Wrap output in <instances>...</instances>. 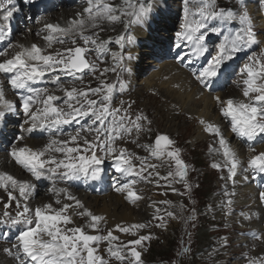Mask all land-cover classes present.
Masks as SVG:
<instances>
[{"label": "rangeland", "instance_id": "374dc122", "mask_svg": "<svg viewBox=\"0 0 264 264\" xmlns=\"http://www.w3.org/2000/svg\"><path fill=\"white\" fill-rule=\"evenodd\" d=\"M58 1L60 0H47V5L41 7V5L36 6V0H0V14H4V10L21 6L22 10L25 12L24 14H27L29 10L36 9L37 16L40 18V14L44 16L45 14H49V12H57L59 8L56 9V7H59L60 5L58 4ZM62 1L66 4L69 0ZM106 2L114 5L120 9L121 12L128 13L129 15H122L120 20L114 23H109L107 20L98 21L97 23L99 24V27H94L91 31H87L89 25L86 29H83L84 35L93 36L94 39H97L98 43H106L108 51L99 54V56L95 51L94 45H88L87 47L92 50L85 53L86 58L94 63L99 70L95 72L85 70L83 73H77L75 76L62 71L60 78L64 80L61 81V84L64 85L63 89H71L72 87L83 89L88 86L96 88L101 86L102 81L115 85L116 87L112 93L111 107L119 108L123 102L124 108H128V106L131 105V107L128 108V112L132 119H134L137 114L142 113L147 116L148 120L140 122L142 125L140 132H136L134 129L130 135L124 134L122 139L115 141L114 147L117 151L121 148L126 149L127 153L131 154V162L135 166V172H139L141 168V159L138 158H147L145 163L154 164L156 165V168H148L141 175L130 174L125 176L117 171V162L112 156H105L102 152L97 151V156L103 157L102 163H106V157L108 159L110 158L104 166L105 174H108L107 176H109L110 180L106 181L104 176L102 179L93 181L91 188L94 187V190L103 188L98 195L108 192H113V194H115L114 191H116V188L122 187L124 184H131V190L135 193L136 191L146 189L149 197L148 199H143L142 202L144 203L141 204L152 207V211H150L151 215H144L146 218L143 220H145V225H147V227L140 229L139 232L142 233L140 235H145L147 231V235H151L152 238L148 241L142 242L139 246H135L137 251L141 252L142 264H249V261L254 259L253 257L255 255V252L251 249L252 245L256 250L262 245L263 247L259 249V254L264 257V226H257L260 224V217H256V221H250V219L245 218L249 217L251 212L252 215L256 214V208L254 206V200L256 199L260 205H262V207H259L261 212H264V202L261 201L259 195L260 192L264 191V174L254 173L248 168L247 163L252 156L264 152L262 151V148H264V134H260L255 137L254 140L249 141L247 138L233 133L231 130L230 119L224 117L222 114V116L219 115L223 119V123H225L224 126L226 128L224 130H227V136L223 134V137L227 141L228 146L230 147V145H233V142L236 144L235 151H232L237 153L235 154V158L238 161V167L236 169V176L233 179H229V164L227 158L223 155V149L219 144V140H214L210 132L205 130L207 124L201 123L202 118L196 115L192 116L190 113L180 110L178 106L174 108V110H176L173 111L168 118V109H163L164 107H162V104L165 103V99L160 97V95H157V92H155L156 90H145L147 89V80H150L154 74L162 72V68L165 67L163 64H165L164 62L166 61V63L175 68L186 72L191 80L197 83L198 87L200 86L199 88L204 91H200L201 97L204 95L205 97H213L216 99L217 96H221L222 101L233 99L236 102H248L243 96V79L246 78V74H242L241 69L244 64L249 63L248 56L253 53L259 54L264 50V26L261 23V21H264V0H215L217 9H232L236 12H242L246 9L253 21V27L257 33V39L259 41L258 44L243 48L242 51L233 57V59L225 61L221 66L218 74L225 73L229 80V86L225 87L223 90L220 88V84L217 88H214L206 82V80L202 83L200 79H197V76L206 66L207 61L211 59L212 56L216 55V45L223 40V35L209 32L204 42L208 52L203 55L194 54L192 52L193 45L191 43L187 41H179L176 37V33L183 31L180 27L184 22L183 0H153L151 2L152 12L141 23H134L133 21L136 17L135 15H131L138 12L140 5L127 0H106ZM80 6L86 8L87 3H85V5L80 4ZM197 6L198 0H192L189 5L193 10ZM117 14L119 15V13ZM84 18L87 20L86 14L84 15ZM173 20H175V22ZM88 23L89 22L86 21V24ZM134 27H139L143 29L145 33H149L151 36V42L138 41L134 34ZM209 27H222L224 31L227 32L229 30L235 31L239 27V24L238 22H233L231 26L225 27L218 21H210ZM20 36L23 38L21 34ZM120 36L125 37L122 41L123 47L115 42ZM129 36L134 37L131 42L128 40ZM109 40H111V43H107ZM73 41H75V43H73ZM66 43L69 45L67 44L65 49L84 46L83 40L80 37L73 39L72 41L67 40ZM177 43H180L179 48L176 47ZM14 45L15 49L12 48V54H10L11 52L9 53L10 58L19 50V45ZM59 47L53 49L54 51L45 50V54L64 50V48L59 50ZM134 48L137 49L138 52L140 51L139 55L136 54V59H139V64H147L150 68L147 70L148 72L145 71V74L144 70L146 68H144V70L139 67L135 68L134 72L139 71L142 75L140 76V74H138V78L136 79L137 86L134 88V91L130 92L132 82L128 79L124 80L130 69L125 68L124 65H126V62L130 61L126 58V54L130 53L132 55L131 58H134ZM163 51L164 53L168 52L167 57L169 58L165 61H156L157 59H160L158 53L161 52L162 54ZM112 53H117L118 56L114 58ZM180 57H184V59L181 60ZM147 61H151V63H146ZM154 64L155 66L153 67ZM166 66L169 67V70L173 68L169 65ZM112 68H115V71H108L101 75L104 69ZM137 68L139 69L138 71L136 70ZM48 74V80L53 79L54 72ZM175 74V70L172 71L171 77H174ZM10 75L2 74V78H0L2 84L9 80ZM158 75L159 74L156 76ZM160 75L161 77H155L153 82H156L157 79L159 82L163 81L164 83L171 81V78L169 79L168 77V73L166 77L161 73ZM78 76H82L83 80L79 78L77 80L76 77ZM214 78L215 77H210L208 80H211L213 83L215 82ZM69 82H71V84ZM120 82H123L126 85L123 91L119 88ZM258 83H264V80H258ZM34 88L39 89V87L35 85ZM172 88L179 90V93H181L180 88L176 86V84H174ZM26 92L27 91L25 90L24 93L26 94ZM129 92L130 94L127 96ZM202 93L204 94L202 95ZM230 93H233V95L229 97ZM14 94L15 96H9L16 97L17 93ZM200 95L196 96L198 101L201 100ZM21 96L24 95L20 94V99ZM224 96L226 98H224ZM63 97L64 94L61 97V100L55 104L57 107L61 106L60 108L66 109L67 106L64 104L65 97ZM89 98L99 100L101 97L99 95H90ZM124 100L126 101L124 102ZM218 104L220 105L219 102ZM221 106L223 105L221 104ZM17 116L18 117L14 116L11 118L15 120L14 123L17 125L22 123V119H27V117L22 116V114L21 116ZM85 118L87 117H84V119ZM91 119L93 120L91 116L87 118V120ZM148 121H151V123L149 124ZM170 121L171 125H169ZM125 123H127V121H125ZM97 126H99L98 122ZM81 134L80 143L82 142L81 145H83L84 138L94 140V135L96 133H88V131L84 129ZM91 134L92 137L90 136ZM159 134L167 135L173 141V144L169 147L168 151L179 150V158L187 166V174L182 180H178L180 176L176 174L178 169L174 159L168 157L166 154L160 157L151 154V150L155 146V138ZM63 138L68 140L69 135ZM63 138L59 140H64ZM101 138L103 139L104 137ZM8 139H11V137ZM230 140L232 143L229 144ZM252 149H254V151ZM56 154L60 158L63 157L59 153ZM85 154L90 155L91 153L88 152ZM44 159L46 158L44 157ZM11 161L13 166H15V168L17 167L21 174H24L23 177L25 176L26 180H28V177H30L28 175H31V173H25L24 168L14 164V159H11ZM214 164H219L220 167L215 168L213 167ZM170 172L172 173L171 176L168 175ZM156 173H159V176H157ZM9 175L12 177L14 176L12 174ZM160 177H168V179L164 180L160 179ZM245 177H247V179H245ZM16 180L18 179L16 178ZM133 181L135 183H132ZM79 182L83 184V182ZM8 184L9 187L7 190L0 187V238H5L12 234L11 236L14 240H6V242H9V245H11L17 242L15 241V237L20 232L14 224H11V219L12 217L15 219L16 213L23 210L21 207L23 200L21 199L22 197H19L18 187L13 189L10 187V182H8ZM85 184H88L87 180L85 181ZM186 185L190 186V190L186 188ZM48 186L55 187L54 193L57 195V192L64 186H68V184L57 183ZM48 186H46V188H48ZM221 187L230 189L228 200L232 201L231 205H236L238 200L245 198L243 200L250 203L252 202L250 204L251 207L244 208L242 212L233 215L234 219L232 221H229L230 214L224 209V205H228V200L224 202L223 200L225 199H223V196L218 193V190ZM248 187L250 188L248 189ZM173 189H175V191H173ZM9 191H11L17 199L12 200L10 202L11 207L6 208L5 205L9 203ZM124 191L116 194L122 196L124 193H127ZM60 194H62V192H60ZM69 196L71 195L69 194ZM59 199L64 201L63 205H72L74 210H77L76 215H74V211L71 210L66 212L73 221L72 224L67 225V227L84 228V226H87L90 223V217L87 215H83L84 218L82 220L79 218V213H81V209L83 210L84 207L79 208L71 203L65 194L60 196ZM17 201H19L20 204L19 208L17 207ZM162 201H168L169 203H161ZM48 202L49 201L42 202L38 205L42 208L43 204H50ZM137 204H139L137 201L131 202V204L130 202L128 203L130 206ZM53 206L54 208H58L57 205L53 204ZM157 208L160 209V213H157ZM5 212L8 213L7 216L4 215ZM167 212L174 213V218L167 216ZM157 215L162 216L164 218L163 221L151 218ZM241 216L243 219L250 222L241 223V220L239 219L242 218ZM190 217H194V219H190ZM162 222L165 224V227H158L157 225ZM234 222L236 225L233 224ZM229 225L233 227L237 226L236 230H233ZM99 228L100 230L98 232H93L91 235H107L109 226L106 222L100 224ZM243 229H246L247 231L244 232ZM113 235L119 238L118 240L111 242L113 247L119 246L122 243L127 244L128 241L137 239L140 236L133 237L131 233L126 236L125 233H119L118 230H113ZM125 237L129 240L123 241L122 239ZM3 246H6V244L1 243L0 247ZM92 246L98 248V254L100 251L104 252L102 256L109 260V264H121V262L117 261L115 258H109V253L107 252V248L109 247L108 241H100L99 243H94ZM202 249H205V251ZM14 251L16 252V250ZM201 251L205 253L198 255ZM124 254L128 259L124 261L123 264H135L134 259L130 256V253L127 250H125ZM16 264H19L18 261Z\"/></svg>", "mask_w": 264, "mask_h": 264}, {"label": "snow or ice", "instance_id": "6c2138e0", "mask_svg": "<svg viewBox=\"0 0 264 264\" xmlns=\"http://www.w3.org/2000/svg\"><path fill=\"white\" fill-rule=\"evenodd\" d=\"M191 2L192 0H183L184 22L180 25L183 31L176 33L177 39L191 43L193 45L192 52L196 55H203L208 52L204 44L208 33L223 35V40L216 45V55L207 61L206 66L197 76V79L204 83L208 78L215 77L218 74L225 61L233 59L243 48L258 44L259 41L253 27V21L246 9L242 12H236L232 9H217L215 0H198V6L193 10L189 7ZM151 12V3H148L147 6L141 4L138 12L131 14L136 17L133 22L141 23ZM85 14L88 22L93 27H99L98 21L107 20L109 23H114L119 21L122 15H129L121 12L114 5L107 3L106 0H87V7L84 8L83 13L78 15L83 17ZM12 15V10H4L3 20L8 21ZM210 21H218L225 27L233 22H238L239 27L235 31L229 30L225 32L222 27H209ZM85 24L86 21L83 18H74L66 27H61L58 24H46L44 27L49 34L43 36V39L48 42V47H51L54 41L64 43V40L58 37L80 29V38L83 40L84 46L66 48L62 51L45 54V49L37 44H32L30 47L21 45L19 46L21 50L15 52L11 58L0 61V73L11 74L9 84L12 88L26 90L29 93V95L21 96L23 112L27 117L24 120V124L29 125L27 128L28 132L36 129L58 130L63 125L71 124L77 117L82 119L91 116L93 124L97 122L99 124V127L87 129V131H95L96 136L94 140L84 138L83 145L80 143V132L84 129H78L75 135L69 134L68 140L52 139L39 151L27 146L14 147L10 152L11 157L37 179L44 175L45 170L55 174L58 169H65L63 175L66 177L71 178L79 174L88 176L91 173V178L97 179L101 172L99 165L103 162V157L97 156V149L103 152L105 156H112L117 162V171L125 176L130 174L141 175L148 168H156L154 164L145 163L147 158H138L141 159V168L139 172H135V166L131 162V154H128L126 149L121 148L117 151L114 147L115 141L122 139L124 134L130 135L134 129L136 132H140L142 128L140 122L148 120L147 116L142 113L137 114L132 119L128 112V108L131 105L128 108H124L123 102L119 108L111 107L115 85L102 81L101 86L96 88L90 86L83 89L76 87L71 89L64 88L62 91L65 96L64 104L67 106L66 109L57 107L55 104L61 97L50 94L47 88L36 89L31 86L32 82L41 79L48 73L55 72L58 68L73 76L77 73H83L85 70L92 72L99 70L94 63L86 58L85 53L92 50L87 46L94 45L98 56L108 51V49L105 42L98 43L93 36L84 35ZM124 39V36H120L115 42L123 47L122 41ZM133 39L134 37L132 36L128 37L130 42ZM107 43H111V40ZM10 47L12 45H9ZM176 47L179 48L180 43H177ZM6 55L7 49L0 50V56ZM112 55L114 58L118 56L117 53H112ZM129 59H131V55H129ZM180 59L182 60L184 57H180ZM248 61L249 63L244 64L241 69V73L246 74V78L243 79V96L248 102H236L233 99L220 101L219 97L216 99L224 105L221 108V113L224 117L230 119L232 132L252 141L260 134H264V83H258V80H264V50L259 54L253 53L248 56ZM108 71H115V68L104 69L101 75ZM77 78L82 79V76ZM57 81H59V76L53 79L54 83ZM125 87L126 85L123 82L119 83L121 91ZM90 95H99L101 98L99 100L90 99ZM37 103L42 106L34 108ZM13 107L14 104L7 100L3 90H0V121H3L6 112H10ZM148 123L150 124L151 121H148ZM201 123L204 124L205 121L201 120ZM205 130L210 133L214 132L219 136V144L229 164L228 178L233 179L236 176L238 167L235 153L228 146L217 126L208 123ZM101 137L104 138L102 139ZM18 139H23V137H18ZM172 144L173 141L167 135L159 134L155 138V146L151 150V154L156 157L166 154L174 159L178 169L176 174L184 178L187 174V166L179 158L178 149L168 151ZM252 150L254 151V149ZM88 152L91 154H85ZM48 153H59L64 158L57 159L55 155H52L44 159ZM247 163L248 168L254 173L264 174V152L252 156ZM213 167L219 168L220 165L214 164ZM156 175L159 176V173H156ZM168 175L171 176L172 173L170 172ZM160 179L167 180L168 177H160ZM7 182H10L13 189L18 187L20 197L27 199L26 193L29 186L26 182H19L9 174L0 173V187L7 190L9 187ZM132 183L135 182L133 181ZM186 188L190 190V186L186 185ZM125 189H128L130 201L135 202V200L141 199L140 196L131 190V184L117 187L116 191L121 192ZM64 191L63 189L59 190L57 195ZM225 195H228V193H225ZM259 195L261 201L264 202V191L260 192ZM8 198L9 203L5 205L6 208L11 207L10 202L17 199L11 191L8 192ZM67 198L75 200L71 196ZM56 203L60 204V200H57ZM161 203L169 202L162 201ZM231 203V200L227 201L229 206ZM75 205L83 208L79 200H75ZM17 207H20L19 201H17ZM71 207L72 205L69 204H64L58 210H54L51 204H46L42 208L36 207L33 219L28 215L32 210L25 204L23 210L16 213V218L12 220V224L24 223L26 227L15 237L17 243H14L12 248H5L4 252L12 255V249H15V259L20 264H109L108 259L98 254V248L92 246L100 241H108L107 252L109 253V258H115L123 264L128 259L124 254L125 250H127L134 259L135 264H142L141 252L137 251L135 246L150 240L152 238L151 235H140L137 239L128 241L127 244L122 243L113 247L111 242L119 238L113 235V230L111 229L108 230L107 235H91L87 234L83 227H67L73 222L71 217L65 214ZM156 211L159 213L160 209L157 208ZM4 215L7 216L8 213L5 212ZM79 215L90 217V223L87 227L93 232H98L100 223L105 220V217L94 215L89 210H84ZM166 215L174 218V213L172 212H167ZM153 218L160 221L164 219L159 215ZM245 218L251 219V217ZM190 219H194V217H190ZM157 226L165 227V224L162 222ZM145 227L147 225L143 223L130 226L117 224L115 230L125 234L136 235L138 230ZM44 237H47V239ZM249 264H264V257L251 259Z\"/></svg>", "mask_w": 264, "mask_h": 264}, {"label": "bare ground", "instance_id": "6f19581e", "mask_svg": "<svg viewBox=\"0 0 264 264\" xmlns=\"http://www.w3.org/2000/svg\"><path fill=\"white\" fill-rule=\"evenodd\" d=\"M36 1H37L36 6L41 5V7H42L43 5H47V0H36ZM85 3H87V0H69L66 4L62 0H60V1H58V4H60L59 7H56V9L59 8L57 12H53V13L49 12V14H45L44 16L40 14L41 15V16L39 15L40 18H38V16H37V10L36 9L29 10L27 14H24L25 12L22 10L21 6L9 9V10L13 11V15L9 18L8 21H4L3 20V14L2 15L0 14V50L7 49V55L6 56H0V61L10 58L9 53L11 52L10 54H12V48L15 49L14 44L19 45V46L22 45L24 47H30L32 44H37L41 48H43L45 50H51V51H54L53 49H55L56 47H59V46H60L59 50H62L63 48L65 49L66 45L68 44V43H66L67 40L72 41L73 39H77L80 37V29L75 30L73 32H70L69 34H67L65 36L58 37L59 39H63L64 43H59V42L54 41L52 43V46L48 47V42L43 39V36L48 35L49 33L47 30H45L44 26L46 24H54V25L58 24L61 27H66L69 24V22L71 20H73L74 18L75 19H80V18L85 19L84 16L80 17L78 15V14L82 13L84 10V7L80 6V4L85 5ZM54 10H55V8H54ZM85 21H88V20L85 19ZM173 21L175 22V20H173ZM261 23L264 26V21H261ZM88 25H89V27H88ZM86 28H87V31H91L94 27L89 22L88 24L85 25V29ZM37 33H39V35H37ZM20 34L23 36V38H21ZM134 34H135L138 41H144V42H148V43L151 42L150 34L148 33L149 34L148 35L147 33H145V31L143 29H141L139 27H134ZM54 35H56V34H54ZM157 44H159V43H157ZM9 45H12V47L9 48ZM136 46H137V44H136ZM18 48H19L18 51H20L21 50L20 47H18ZM139 52L137 51V49L134 48V53H133L134 58L133 59L132 58L129 59V55H131L130 53L125 55L126 58L129 59L130 61L126 62V65H124V67L129 68L130 71H129V73H127L126 78H124V80L128 79L129 81L132 82V86L130 87V92L134 91V88L137 86V84H136L137 80L136 79L138 78V74L141 73L138 71L139 70L138 68L136 69L138 72H134L135 68L139 67L140 69H143V70H144V68H146L144 70V74H145V71H147L150 68L149 65H147V64H141V63L139 64V62H138L139 59H136V56L139 55ZM144 52H147V51H144ZM165 52H167V51H165ZM158 55L160 57V59L156 60L158 62L161 60L165 61L166 59L169 58V57H167L168 52L164 53V51H163L162 54H161V52H159ZM151 61H147L146 63H151ZM164 63L165 64H163V65L165 67L162 68V72H160V73L164 77H166L167 73H168V75H169L168 77H169V79L171 78V81L164 83L163 81L159 82L157 79L156 82H153V79L155 77H157V78H158V76L161 77L160 73H156L153 75L154 77L152 76V78H150V80H147V86H146L147 89H145V90H156L155 91V92H157L156 94L160 95V97H163V99H165V103L162 104V107H164L163 109H165V108L168 109L167 110L168 111V113H167L168 118L171 115V113H173V111L176 110V109L174 110V108L176 106H178L180 110H183L184 112L190 113L192 116L196 115V116L201 117L202 120L205 121L204 124L211 123V124L217 126L220 130V134L222 136H223V134L226 135L227 130H224L226 128L224 126L225 123H223V119L219 116L222 114L221 108L224 105L221 106V103L219 105L217 99H214L213 97H211V98L205 97L203 95L204 93H202L203 96L201 97L200 91L202 92L203 90L201 88H199L200 86L199 87L197 86V83H195L194 81L191 80V78L189 77V75L186 72H183L180 69L175 68L174 66L166 63V61ZM166 65H169L171 68L173 67L174 69L172 68L171 70H169V67H167ZM154 66H155V64L153 65V67ZM174 70H175L176 74L174 77H171V72ZM61 73H62V70H60L59 68L54 72L53 79H54V77L59 76V81H57L56 83L53 82V79L48 80L49 74H46L41 79H39L35 82H32L31 86L33 88H34V85L38 86L39 89L47 88L48 92L50 94H55L59 97H62L64 94V92L62 91L64 85L61 84V81H63L64 79L60 78ZM2 74H5V73H2ZM2 74L0 73V75H1L0 78H2ZM157 74H159V75L156 76ZM5 75L9 76L10 74H5ZM141 75L142 74H140V76ZM76 79L78 80L77 77H76ZM214 81L216 83L215 82L212 83V81L208 80V79L206 80V82H208L214 88H217L219 84H220V88L222 90L225 87L229 86V84H228L229 80L227 79V76L225 73L224 74H218L217 76H215ZM4 83H7V84H4ZM4 83L2 84V81H0V90H3L5 98L7 100L11 101L14 104V107L10 112H6V115L3 119V121H0V173L12 174V175H14L13 178L16 177L18 179L17 181L26 182L28 184L29 187H28V191L26 193L27 199L21 198L23 200V203H21V207L23 208V206L25 204H27L29 209L32 210L28 213L29 216H32V218L34 219V210L36 207H39L38 204H40L42 202L49 201L48 203H50L52 205L53 209L58 210L59 208H61L63 206V202H64V201L60 200L59 197L63 196V194L67 195V197H68L70 194L71 196H73L75 198V200H79L81 202V204L83 205L84 208H83V210L81 209V212H83L84 210H89L94 215H100V216L105 217V220L102 221V223L106 222L109 226V230L113 228L112 230L117 231V230H115L117 224H119L121 226H130V225L140 224V223L146 224L145 220H143L144 218H146L144 215H146V216L151 215L150 211H152V207H148V206L141 204V203H144V202H142L143 199H148V197H149L148 192H146V189L136 191V194L138 196H140L141 199L135 200L139 204L130 206V205H128V203L130 202V204H131L132 201H130V199L128 198V190L127 189L125 190L127 193H124V195H122V196H118L116 194V193H119L118 191H114L115 194H113V192H108V193H103L101 195H98V193H100V191L103 188H98L99 190L98 189L94 190V187L91 188L93 181H96L97 179H102V177H104V176H105L106 181L110 180L109 176H107L108 174H105L106 172L104 170V166L107 163V161L110 160V158L108 159L106 157V160H105L106 163L105 164L101 163L99 165L101 172H100V175L97 179H92L91 173H89L88 176H85L83 174H79V175H77L75 177H71V178L66 177L63 175V172L65 171V169H58L55 174H52V173L48 172L47 170H45L44 175L40 179L35 178L32 174L31 175L26 174V175L30 176V177H28L29 179L26 180L25 176L23 177L24 174H21L19 169L17 167H16L17 168L16 169L15 166H13V164H12L11 159H13V158H11L10 152L12 151V149L14 147L20 148V147L27 146V147L32 148L33 150L39 151V150H42L44 148V146L47 145L49 143V141L52 139L59 140L63 137L68 136L69 134L74 135L78 129L87 130L90 127L94 129V128L99 127V126H97V123L93 124L92 119L87 120L88 117L85 119L84 118L81 119V118L77 117V119L75 121H73L71 124L63 125L58 130H56V129H52V130L36 129L32 132H28L27 128L29 127V125H25L23 119L21 120L22 123L17 125L16 123H14L15 120H13L11 118L14 116L18 117L17 115L21 116V114H22V116H25L24 112H23V108H22V101H21L19 95L23 94L25 96V95H29V93L26 92V94H25L24 93L25 90L13 89L12 86L9 84V80L7 82H4ZM66 83H67V80H66ZM69 83L71 84V82H69ZM174 84H176V86H178L180 88L181 93H179V90H175L174 88H172V86H174ZM130 92L127 94V96H129ZM14 93H17L19 95L16 94V97H10V96H15ZM198 95H200V97H201L200 101H198L196 99V96H198ZM232 95H233V93H230L229 97ZM114 96H115V94H114ZM219 97H220V101H222L221 96H219ZM224 98H226V97L224 96ZM60 100H58V101H60ZM126 100H124V102ZM58 101H56L55 103H57ZM118 103H120V102H118ZM130 103H131V101H130ZM62 104H63V101H62ZM60 105H61V103H60ZM41 106L42 105L37 103L36 105H34V108L35 107H41ZM79 122H81V123H79ZM21 125H23V127H21ZM169 125H171V121H170ZM73 131H75V132H73ZM81 132H83V130ZM81 132H80V134H81ZM88 133H95V131H88ZM210 134L214 140H219V136H217L214 132H212ZM21 136L23 137V139H18V137H21ZM90 136L92 137V134ZM94 136H96V134ZM9 137H11V139H8ZM126 139H124V140H126ZM64 140H66V139H64ZM231 140L229 141V144L232 143ZM40 141H42V142H40ZM81 144H82V142H81ZM235 145H236L235 142H233V145H230L231 150L235 151L234 150ZM97 151H100V150L97 149ZM262 151H264V148H262ZM235 154H237V153H235ZM241 154H242V152H241ZM52 155H55L57 157V159L63 158V157L62 158L58 157L56 153H48V154H46L45 158L47 159V158H49V156H52ZM14 164H17V163L14 161ZM17 165L19 167L23 168L21 165H19V164H17ZM25 173H30V172L25 169ZM86 180L88 182L87 185L85 184ZM79 181L83 182V184H81ZM57 183H67L68 184V186H64L63 188H61L65 191L62 192V194H60V195H56L54 193L55 187L48 186V185H54ZM248 183H249V180H248ZM46 186H48V188H46ZM249 188L250 187H248V189ZM252 191H254V190H252ZM218 193H220L223 196V199H225L223 201L225 202L228 200L230 189L226 188V187H221V188H219ZM225 193H228V195H225ZM91 194H94V195H91ZM251 194H254V193H251ZM95 195H98V196H95ZM243 199H245V198H243ZM243 199L238 200L236 205H230V206L224 205V209L230 214L229 221H232L234 219L233 215L242 212V210L244 208L251 207L250 204L252 202L250 203V202L243 200ZM24 200H25V203H24ZM57 200H60V204L56 203ZM69 200L71 203H73L75 205V200H71V199H69ZM245 202H247V203H245ZM254 202H255L254 206L256 208L255 210L257 212L255 211V213H256L255 215H252V212L250 213V216H249V217H251L250 221H256V217H258V218L260 217V221H259L260 224H258L257 226H261V225L264 226V212H261V210L259 208V207H262V205H260V203L258 202L257 199L254 200ZM53 204L57 205L58 208H54ZM44 205H46V203L43 204L42 206H44ZM70 210L74 211V215L77 214V210L75 211L74 207H71L68 209V211H70ZM66 214L68 215V213H66ZM80 216H79V218H80V220H82L84 217L83 216L80 217ZM247 216H248V214H247ZM79 218H77V219H79ZM151 218H153V217H151ZM239 219L241 220V223L242 222H248V223L250 222V221H247L246 219H243V217L239 218ZM11 220H13V217ZM102 223H100V224H102ZM11 224H12V222H11ZM11 224H10V226H11ZM85 224H86V222H85ZM233 224L236 225L235 222ZM14 226H16L20 231L26 227V225L24 223L15 224ZM14 226H12V227H14ZM77 226H79V225H77ZM229 226H231V225H229ZM236 227L231 226V228L233 230H236ZM84 229H86L85 231L87 234H93V231L89 227L84 226ZM133 231H136V230H133ZM243 231L246 232L247 230L243 229ZM147 233L148 232L146 231L145 235H147ZM127 234L129 235V233H127ZM127 234H126V236H127ZM140 234H142V233L139 232V230H138L137 234L133 235V237H138ZM11 235L6 236L5 238H0V240H1L0 244L1 243L6 244V246L0 247V264H16L18 261L15 259V253H16L14 251L15 249H12V252H13L12 255H9L8 253L4 252L5 248H12V245L14 244L13 242L16 241L15 240V241L11 242V243H13L11 245H9V242H6V240L13 239V237ZM45 239H47V238H45ZM122 240L125 241V240H129V239L125 237ZM15 243H17V242H15ZM261 247H263V246L260 245V248H258L256 250L255 248H253V245H252L251 249L255 252V255L253 258L262 257L259 254V249H261ZM99 254L102 255V254H104V252L100 251ZM18 263L20 264L19 261H18Z\"/></svg>", "mask_w": 264, "mask_h": 264}, {"label": "trees", "instance_id": "16d2710c", "mask_svg": "<svg viewBox=\"0 0 264 264\" xmlns=\"http://www.w3.org/2000/svg\"><path fill=\"white\" fill-rule=\"evenodd\" d=\"M127 1H130V2H135L137 5H141V4H144V5H147L148 3H151L153 0H127ZM126 3V2H125ZM228 26H231L228 25Z\"/></svg>", "mask_w": 264, "mask_h": 264}, {"label": "clouds", "instance_id": "9594fccd", "mask_svg": "<svg viewBox=\"0 0 264 264\" xmlns=\"http://www.w3.org/2000/svg\"><path fill=\"white\" fill-rule=\"evenodd\" d=\"M202 250L205 251V249H202ZM203 251H201L198 255L204 254L205 252H203Z\"/></svg>", "mask_w": 264, "mask_h": 264}, {"label": "water", "instance_id": "95a60500", "mask_svg": "<svg viewBox=\"0 0 264 264\" xmlns=\"http://www.w3.org/2000/svg\"><path fill=\"white\" fill-rule=\"evenodd\" d=\"M179 180H181V178H179Z\"/></svg>", "mask_w": 264, "mask_h": 264}]
</instances>
